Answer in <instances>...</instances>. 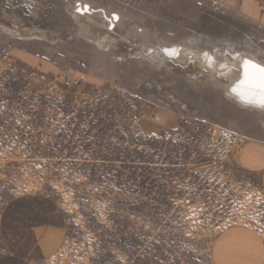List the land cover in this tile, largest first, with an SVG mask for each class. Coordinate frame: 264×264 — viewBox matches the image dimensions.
<instances>
[{
  "label": "rangeland",
  "instance_id": "obj_1",
  "mask_svg": "<svg viewBox=\"0 0 264 264\" xmlns=\"http://www.w3.org/2000/svg\"><path fill=\"white\" fill-rule=\"evenodd\" d=\"M89 2L128 18L98 19L101 45L72 0H0V255L55 226L37 264H220L215 244L239 229L242 262L264 264V176L244 160L264 147V112L161 49L264 63V28L217 0Z\"/></svg>",
  "mask_w": 264,
  "mask_h": 264
},
{
  "label": "bare ground",
  "instance_id": "obj_2",
  "mask_svg": "<svg viewBox=\"0 0 264 264\" xmlns=\"http://www.w3.org/2000/svg\"><path fill=\"white\" fill-rule=\"evenodd\" d=\"M72 2L73 4L69 6V10L71 11L75 25L77 24V26L79 27L78 33H80L84 38H86L89 41L101 45V41L104 40L103 37L105 35L104 33H101L98 28L100 26L98 24V19H100V21L106 22L109 29H116L118 26L122 24H127L128 18L126 19L125 16L119 11H112L104 7L95 6L89 4L87 1L84 0H72ZM78 3H81V5H83L82 6L83 8L85 4H88L89 11H86L84 13L77 11ZM112 13H117L119 15L118 21H113ZM112 21L114 22L113 28L110 27ZM141 30L144 29L142 28ZM14 32H17V34L18 33L24 35L26 34L28 36L34 34L37 35L44 34L43 31L39 29H31L28 27H20L18 30H14ZM161 46H162L161 49H163V54H164V49L174 50L177 53L176 55L173 56H168L166 54L165 55L170 58H173L177 62L186 63L192 58L191 56L197 58L198 66L202 69H205L211 76L215 77L217 81H219L218 75L227 76L229 78V81L228 83L224 84L223 87L228 97L236 100L238 104L247 107H252L258 111L264 112V107H260L256 104L245 103L242 99H240V97L236 93L233 92V89H236L237 91H241L244 90L246 87H248V84L246 83L247 78L245 76V64H244L246 59L255 62L257 65L261 67H264V63L258 60L257 58H255L254 56L250 54L240 53L236 57L228 55L224 58H221L215 52L205 49L200 50L196 46H192L189 42L185 44L182 43L162 44Z\"/></svg>",
  "mask_w": 264,
  "mask_h": 264
},
{
  "label": "crops",
  "instance_id": "obj_3",
  "mask_svg": "<svg viewBox=\"0 0 264 264\" xmlns=\"http://www.w3.org/2000/svg\"><path fill=\"white\" fill-rule=\"evenodd\" d=\"M89 4L95 5L89 0H86ZM220 3L226 5L227 7L237 11L245 19L257 23L259 26L264 28V0H217ZM102 7V6H100ZM105 8V7H104ZM253 145L248 146L256 149L255 155L244 156V160L253 169L262 170L264 176V147L263 144L254 140ZM257 146H262L258 149ZM247 150V149H246ZM60 228V227H59ZM61 234V235H60ZM34 236L35 245L33 248H28L24 244L20 243L21 247L11 248V245L7 247L6 252L0 255V264H37L36 259L40 257H45L50 253L59 243L62 237L61 228L55 226H49V229L45 227L34 230L32 233ZM250 237L246 232L242 230H234L226 232L222 235L217 243L215 244V252L218 262L220 264H244L242 262V257L244 256V251L250 247L249 239ZM21 241H24V236L21 237ZM32 247V245H31ZM243 250V252H242ZM242 252V253H241ZM251 254L245 256L248 258Z\"/></svg>",
  "mask_w": 264,
  "mask_h": 264
},
{
  "label": "snow or ice",
  "instance_id": "obj_4",
  "mask_svg": "<svg viewBox=\"0 0 264 264\" xmlns=\"http://www.w3.org/2000/svg\"><path fill=\"white\" fill-rule=\"evenodd\" d=\"M164 52L168 56L177 54L171 49H164ZM244 64L245 76L247 78L246 83L248 84V87L241 91L233 89V92L236 93L245 103L256 104L260 107H264V67H261L255 62L247 59Z\"/></svg>",
  "mask_w": 264,
  "mask_h": 264
},
{
  "label": "water",
  "instance_id": "obj_5",
  "mask_svg": "<svg viewBox=\"0 0 264 264\" xmlns=\"http://www.w3.org/2000/svg\"><path fill=\"white\" fill-rule=\"evenodd\" d=\"M82 6L83 5H81V3H78V9H77V11L82 12V13H84L86 11H89V5L88 4H85L84 5V8L85 9ZM112 17H113V21H118L119 20V15L117 13H112ZM113 21L111 22V25H110L111 28L114 27V22Z\"/></svg>",
  "mask_w": 264,
  "mask_h": 264
},
{
  "label": "built area",
  "instance_id": "obj_6",
  "mask_svg": "<svg viewBox=\"0 0 264 264\" xmlns=\"http://www.w3.org/2000/svg\"><path fill=\"white\" fill-rule=\"evenodd\" d=\"M2 52H4V49H2ZM59 76L64 77V78L68 77V72L67 71H60Z\"/></svg>",
  "mask_w": 264,
  "mask_h": 264
}]
</instances>
